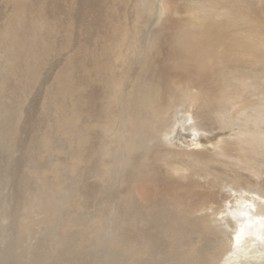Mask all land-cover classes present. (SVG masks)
Returning a JSON list of instances; mask_svg holds the SVG:
<instances>
[{
  "label": "bare ground",
  "instance_id": "bare-ground-1",
  "mask_svg": "<svg viewBox=\"0 0 264 264\" xmlns=\"http://www.w3.org/2000/svg\"><path fill=\"white\" fill-rule=\"evenodd\" d=\"M2 4L4 63L25 77L7 76L8 66L0 72L7 71L0 74V157L20 158L23 170L0 175V245L8 243L16 203L26 211L35 204L79 229L78 238L54 231L51 242L29 247L24 238L36 233L38 220L22 221L12 260L264 264V0H52L51 11L40 6L36 17L18 0ZM48 16L90 36L79 48L84 53L62 60L45 99L58 117L55 136L70 140L69 164L42 154L57 140L44 128L21 146L24 111L4 101L27 95L25 82L34 88L50 58L55 46L38 45L40 33L26 41ZM65 168L94 184L65 190ZM84 234L106 252L99 262L77 250Z\"/></svg>",
  "mask_w": 264,
  "mask_h": 264
},
{
  "label": "rangeland",
  "instance_id": "rangeland-1",
  "mask_svg": "<svg viewBox=\"0 0 264 264\" xmlns=\"http://www.w3.org/2000/svg\"><path fill=\"white\" fill-rule=\"evenodd\" d=\"M2 1L3 0H0V3L1 4H2ZM18 2L20 3V8H25V9L29 10V12L25 13V15H29L30 14V16H34V17H36L35 14H38V10H40L41 7H43V6L45 7V8L44 7L41 8V9H43V11H51L52 6H53L51 4L52 0H23V1L22 0H18ZM1 4H0V17H1L0 18L1 19L0 20V29H3V28L6 27L7 23H4V20H2L1 8H2V5L3 4L2 5ZM47 6L49 8H46ZM17 13L19 15H21V16L23 15L21 11H17ZM120 13H123V12L120 11ZM11 14H12L11 15V19H12L14 17V13H11ZM27 17L28 16H26V18ZM54 20H56V21H54ZM63 20L64 19H62V18H54L53 16H48L47 18L44 19V21H43L44 24L42 25V23H41V25H39V28H38L39 30H37L36 28H34V27H37V26L31 27V29H34V30L36 29L35 30L36 32L39 31V32L36 33L34 30H31L30 29V31H31L32 34H30V32H29V34L31 36H34V37H31V36L29 37L26 33H24V34L27 35L26 36V39H27L26 41L28 43L34 42L35 41L34 39H36L37 37H39L38 34L40 33L41 34L40 35L41 36V40H40V38H37V40H36V43H38V45L41 44L42 46H44V44L46 43V44H50V47L51 48H52V46L53 47L55 46V47H54V49L52 48L53 50H51L50 47H49V49H50V54H49L50 58L47 60L46 64L42 67L41 74L39 76V79L34 84L35 86H32L34 88H31L29 90L30 85L28 84L27 81L25 82L27 84V87L29 86L28 87L29 93L27 95L25 93H23L25 95H22V92H21L20 95H17V94H8V95L4 96V101H6L8 104H10V106H11L12 109H14L16 112H18V110L24 111L25 120L22 123L23 128L21 126V129H22L21 130L22 131L21 132V144H20L21 146H24L27 143H29V140L31 138H36L37 139L38 137H41L40 135L43 133L44 129H45L44 132L48 133L49 136H50V137H48L46 135L48 139H51L52 138V140H53V139H55L57 137L55 135L58 132L55 131V128L52 127V125L56 124V123H53V122H55L54 120H58L57 119L58 117H57V115L54 116L56 113L55 114H52L54 112H52L53 109L51 107H53L54 105L51 104L49 101H47L48 100L47 99V96H48V91L47 90L49 88L48 86L49 85L51 86V85H53L55 83L54 82L55 80H53L55 78L54 75L56 74V71H59L61 69V67L62 68L64 67V64L65 63H63V61H64V58L66 57V55H71V54H76V53L77 54L84 53L79 48H80L82 42L85 41V37L86 38H89L90 37V36L86 35L87 33H83V31H81L80 28H78V27H74V26L68 27V25L65 24V23L64 24H60V22H62ZM2 24H5V25H2ZM63 25H66L67 27L66 26L63 27ZM42 26H44V27H42ZM65 28H68L70 30L71 36L68 34L70 32H67L68 29H65ZM61 29H63V30H61ZM73 29H74V31H73ZM64 30H66V32ZM32 31H34V32H32ZM92 31H94V32L92 33ZM97 31H98L97 28H94V30L92 28L91 34L92 35L93 34L96 35ZM6 32H7V30H6ZM33 34H35V35H33ZM36 34H37V37H36ZM64 35H67V36L70 37V41H69L70 45H68L67 47L66 46L64 47L63 45H62L63 47L59 46V44L63 43V41L67 37V36L65 37ZM42 36L43 37L45 36L46 37L45 39L51 40L52 43H50L51 41H49L47 43V40L45 42L44 41V38H42ZM42 39L44 41L43 43L41 42ZM92 40H91V45L93 44L92 45L93 49H95V48L98 49L99 46H100V44L99 43H96L98 41L96 39V37L94 38V36H93V39ZM72 47H73V49H72ZM75 48H76V50H75ZM93 49H90V50H93ZM4 51H5V49L2 48V51L0 49V54H1L0 57L1 58L2 57L4 58V59H0V72L1 71L5 72L4 70H6V68H7L6 66L10 65L9 61L7 62L9 64L4 63V62L7 61V59H6V53ZM78 51H79V53H78ZM4 60H6V61H4ZM3 63L6 64V65L4 66ZM12 63L13 62H11V65H12ZM2 67H4V68H2ZM8 68H9V66H8ZM9 69H10V70H8L9 71L8 72L9 74H7V71H6V73H4V74H3V72L0 73L2 75V76L1 75L0 76L1 77H6V74H7V76L8 75L10 76L11 73H12L11 72L12 67H10ZM23 73L24 72H20V73H17V74L16 73L15 74L12 73L11 76L12 77H25V76L22 75ZM39 81L40 82L42 81V82L40 83ZM47 81H48V83L49 82L50 83L48 84ZM54 85H53V87H56V85L55 86ZM45 99H47V100H45ZM66 99L68 101H66V100H64V101L68 103L69 102V98H66ZM50 109H51V111H49ZM37 115H39V116L37 117ZM39 118H40L41 123H40V121H38ZM49 118H51V120ZM36 120L38 121L37 124H36V122H37ZM34 121H36V122H34ZM26 123H28L30 125L27 124L25 126ZM46 123L49 124V127H48V125ZM35 124H36V126L38 125L37 126L38 128L35 127ZM41 125H43L42 128L40 127ZM50 125H51V127H50ZM44 126H46V127H44ZM52 128H54V129H52ZM37 129H39V131H37ZM41 129H42V131H41ZM51 129H52V131H51ZM53 130H54V132H53ZM37 132H38V134H37ZM59 135L60 134H58V137L56 138L57 139L56 141L55 140H53V141L50 140V141H52V143L49 142V146H51L52 144H54L51 147H55V148H49V146H48V148L46 149V151H42V154L45 153L46 155H48V159L49 160H52V161H55V162H58V161L61 162L62 161L65 164H69V162L71 161V159H70V153H69L70 140L67 137L66 138L63 137V139H62V136H59ZM59 138H60V140L61 139L62 140L59 141ZM38 139H40V138H38ZM65 140H68V141L65 142ZM62 147H64V149ZM59 148H60V150H59ZM50 149H52L53 152ZM67 150H68V152H67ZM55 151H56V153L58 151V153L56 154ZM63 152H65V153H63ZM66 153H68V154L66 155ZM55 154L58 155V156H56ZM65 156H67V157H65ZM63 157H64L65 161H64ZM19 159L16 158L15 161H12L11 162V160H8L7 161L4 158H1L0 157V175L3 176L5 174V171L9 170L10 168H15V170L18 173V175H20L23 172V170H22V168H20V167L17 166L18 165V162H19ZM68 169L69 168H65L62 171L63 175L60 178L61 185L63 186V188L65 190L69 189L70 187L72 188L73 186L76 188V190H81V187H79V186H82L84 184V182L87 183V181H88L90 183H93V181H94L93 180V177L92 178L90 177L89 180H88V177L81 178V179H77V181L74 180V178L72 177V175L71 176H68V175H70ZM50 175H48L49 176V180H51V176ZM82 179H83V181H82ZM78 181H80V184H77V183H79ZM2 182H3V177L0 180V184ZM68 182H70V183H68ZM36 186H37V184L34 183V187H36ZM0 192H1V189H0ZM24 194H25V192L23 191V193H21V196L24 195ZM41 195H42V192H41L40 196ZM17 198H18V196H16L13 199H11L12 200L11 201L10 200V197H9V204H11V206L14 205L16 203V201H17ZM29 199H31V198H29ZM33 199H34V197H33ZM13 200H14V202H13ZM26 201H27V199L23 200L22 203H24ZM51 203L52 202H50V200H49L48 205H50ZM60 210H61V208H60ZM31 217L36 218L38 220V222L36 224V229H35L36 230V233L34 235H32V236H29V237L26 235V237L24 238V241L27 242V245L29 247L36 246L37 244L40 243V242H38L40 240L41 241H44V242H47V243L48 242H51V240H52L51 234L54 231H57V232H60V231H68V233L71 236H75V237L78 238V235H79V229L78 228H75V227H73V228L72 227H69L68 228V227H66L64 221H56V220H53L50 217V214L44 215L41 212V210L38 209V206H36L35 204L34 205H31V207L26 211V210L20 208V204L17 205V203H16V206L14 207V209L11 210V213L9 215V222H10V224L7 226V230H8V233L7 234L8 235H7V239H6L8 241V243H6V246L5 247H4V245H0V250L3 253V256H5L7 254V259H5L3 261V260H1V256H0V264H31L30 263V260H28V259L27 260H24V261H20V262H18L16 260H12L13 258H15V257L12 258V251H13V248H14V244H15V242L19 238V234H18V223L24 221V223L30 224V220H31L30 218ZM95 220L96 219H93V223L96 222ZM90 248L92 250H89ZM77 250L80 251V254L81 255L83 254V255L86 256L87 254H89L90 256H93V258H95V261H97V262H99V260L102 259V256L105 255V253H106L105 251H103V247H101L99 245H96V242L95 241H92L85 234L83 236V241L81 243V248H77ZM54 251L55 252H60V248L59 247H55V250ZM230 253H231V251L228 254H230ZM31 255H32V253H31ZM221 255L222 254H220L219 257ZM233 261L234 260H232L230 262V264H232ZM247 263L248 264H251L250 261H248V260H247ZM262 263H264V262H262ZM51 264H58V263L57 262H53ZM61 264H64V263H61ZM239 264H241V263H239Z\"/></svg>",
  "mask_w": 264,
  "mask_h": 264
}]
</instances>
